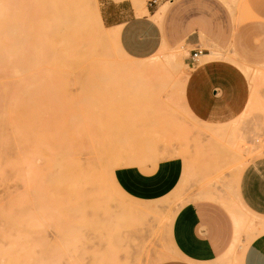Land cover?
Here are the masks:
<instances>
[{
  "label": "rangeland",
  "instance_id": "1",
  "mask_svg": "<svg viewBox=\"0 0 264 264\" xmlns=\"http://www.w3.org/2000/svg\"><path fill=\"white\" fill-rule=\"evenodd\" d=\"M124 1L0 0V264L182 261L170 227L194 192L235 211L239 247L263 230L236 183L264 155V0H210L228 31L226 53L249 64L248 109L224 124L187 110L189 47L166 44L132 59L111 29L129 7L154 12L175 0ZM81 23L91 26L77 37ZM138 141L184 158L181 185L161 200H132L114 179Z\"/></svg>",
  "mask_w": 264,
  "mask_h": 264
},
{
  "label": "crops",
  "instance_id": "2",
  "mask_svg": "<svg viewBox=\"0 0 264 264\" xmlns=\"http://www.w3.org/2000/svg\"><path fill=\"white\" fill-rule=\"evenodd\" d=\"M120 1L123 2L116 5L125 3ZM172 4L169 8L162 5L165 10L160 18L156 12L162 6L154 12L143 8L147 12L140 14L129 7L130 16L112 22L121 52L143 60L166 44L183 42L184 47L190 48L184 93L187 110L203 124L238 119L251 101L243 66L249 64L236 53H226L228 31L219 16L212 13L210 0H175ZM194 51H201L198 59L193 58ZM139 143L138 151H131L128 162L114 168V179L132 200H161L181 185L184 158L165 157L159 146ZM207 194L194 192L192 199L174 214L170 240L182 261L166 264H222L233 254L239 257V264H264V155L250 160L236 183L240 205L261 221L263 229L246 247L238 246L241 227L233 211Z\"/></svg>",
  "mask_w": 264,
  "mask_h": 264
},
{
  "label": "bare ground",
  "instance_id": "3",
  "mask_svg": "<svg viewBox=\"0 0 264 264\" xmlns=\"http://www.w3.org/2000/svg\"><path fill=\"white\" fill-rule=\"evenodd\" d=\"M164 10H165V6L160 7V8L158 9V11L156 12V13H157L156 17H157V18H160V17L162 16ZM142 12H147V11H146V10H142L141 13H142ZM88 23H89V21H88ZM88 23H81V24H79L78 26H76V27L74 28L73 33H74L77 37H78L79 35H81L82 33H85V32L87 31L88 27L91 26V25L88 24ZM78 34H79V35H78ZM82 35H83V34H82ZM114 35H115V37H116V39H117V32H116V31H114ZM0 42H1V41H0ZM2 46H3V45H2ZM0 47H1V45H0ZM143 60H146V59H143ZM145 67H146V66L143 65V64H141V65H133V66L130 67V68H131L130 71H134V72H142V71H144V70L146 69ZM139 144H140L139 141L136 142V143L131 142V144H130L131 151H132V152H135L136 149H138V147L140 146ZM142 158H144V157H142ZM142 158H141V159H142ZM145 158H146V157H145ZM140 161H141V160H140ZM140 161H138V162H140ZM230 210H232V209H230ZM232 211H233V213H234L235 216H236V219H237V221H238V225H240V219H239V216L235 213L234 210H232Z\"/></svg>",
  "mask_w": 264,
  "mask_h": 264
},
{
  "label": "built area",
  "instance_id": "4",
  "mask_svg": "<svg viewBox=\"0 0 264 264\" xmlns=\"http://www.w3.org/2000/svg\"><path fill=\"white\" fill-rule=\"evenodd\" d=\"M170 1H173V0H170ZM199 54H201V51H194L192 56H193L194 59H198Z\"/></svg>",
  "mask_w": 264,
  "mask_h": 264
}]
</instances>
